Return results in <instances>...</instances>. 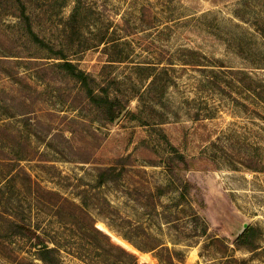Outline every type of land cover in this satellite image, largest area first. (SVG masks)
<instances>
[{"label": "rangeland", "instance_id": "374dc122", "mask_svg": "<svg viewBox=\"0 0 264 264\" xmlns=\"http://www.w3.org/2000/svg\"><path fill=\"white\" fill-rule=\"evenodd\" d=\"M44 246L49 264H264V0H0V264Z\"/></svg>", "mask_w": 264, "mask_h": 264}, {"label": "trees", "instance_id": "16d2710c", "mask_svg": "<svg viewBox=\"0 0 264 264\" xmlns=\"http://www.w3.org/2000/svg\"><path fill=\"white\" fill-rule=\"evenodd\" d=\"M22 15L24 17L23 19V26L25 28V32L26 34L29 35V37L36 43H42V39L39 37V35L36 33V31L33 28V24L30 20V15L26 12V9L23 8L22 9ZM61 66L67 70L72 76H74L75 78H77L80 81H83L84 84H87V74L85 73L84 70L79 69L78 67L75 66V64H73L71 61H64ZM93 91H90L91 94V100L93 101V103L95 105H97L98 107H100L101 109H103V111L105 112V114L107 115L108 118L113 119L114 118V112L115 108L113 106V103L111 101V99L107 96V95H101V94H93ZM110 170H113V168H111ZM115 170V168H114ZM109 170H105L101 173L100 175V180L99 183H104L107 180V174ZM25 228V227H24ZM28 231H32L30 229H28ZM255 234V228L253 226H250L248 228H246L242 233H240L237 236V242H238V246H243L245 245L247 248H249L251 251H255L259 248H261V246L253 239ZM264 250V248H263ZM56 251V248L54 247H49V246H44L43 248L39 249V257L40 259L44 260L46 264L48 263V257L51 256L52 253H54ZM132 257H135L134 254H131ZM135 262L136 259H135Z\"/></svg>", "mask_w": 264, "mask_h": 264}]
</instances>
